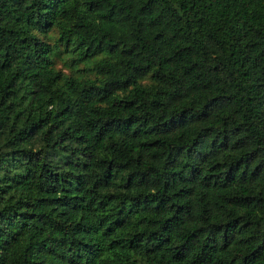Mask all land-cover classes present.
Instances as JSON below:
<instances>
[{
    "label": "trees",
    "instance_id": "16d2710c",
    "mask_svg": "<svg viewBox=\"0 0 264 264\" xmlns=\"http://www.w3.org/2000/svg\"><path fill=\"white\" fill-rule=\"evenodd\" d=\"M0 264H264V0H0Z\"/></svg>",
    "mask_w": 264,
    "mask_h": 264
},
{
    "label": "rangeland",
    "instance_id": "374dc122",
    "mask_svg": "<svg viewBox=\"0 0 264 264\" xmlns=\"http://www.w3.org/2000/svg\"><path fill=\"white\" fill-rule=\"evenodd\" d=\"M56 66L65 71V69L62 68V66H61L59 61L56 63Z\"/></svg>",
    "mask_w": 264,
    "mask_h": 264
}]
</instances>
